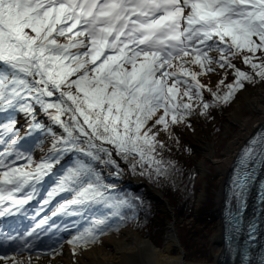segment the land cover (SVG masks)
I'll return each mask as SVG.
<instances>
[{
	"label": "snow or ice",
	"instance_id": "1",
	"mask_svg": "<svg viewBox=\"0 0 264 264\" xmlns=\"http://www.w3.org/2000/svg\"><path fill=\"white\" fill-rule=\"evenodd\" d=\"M242 52L250 54L243 63L264 79V0H0V112L18 108L34 118L38 105L66 134L56 137L50 154L37 163L16 151L15 123L0 126V144L6 145L0 151V217L21 212L36 197V185L64 153L73 151L89 161L69 168L43 204L68 192L72 198L52 216H83L93 205L119 216L128 202L111 194L112 186L93 162L118 168L116 153L125 160L138 157L141 167L159 173L162 161L155 153L163 144L157 126L167 131L187 120L194 108L185 97L199 101L201 114L212 107L204 102L205 85L198 77L215 71L213 64L235 69L237 79L227 85L229 91L212 93L217 102H229L243 81L253 79L232 63ZM186 65H198L200 71ZM32 127L43 128L35 120ZM9 133L12 138L6 141ZM260 154L264 158V140ZM21 158L28 163L17 167ZM50 219L44 217L25 235L7 238L21 241V251L31 248L26 237ZM106 221L93 219L70 241L74 249L96 243ZM0 261L31 264V257L25 262L0 255Z\"/></svg>",
	"mask_w": 264,
	"mask_h": 264
},
{
	"label": "rangeland",
	"instance_id": "2",
	"mask_svg": "<svg viewBox=\"0 0 264 264\" xmlns=\"http://www.w3.org/2000/svg\"><path fill=\"white\" fill-rule=\"evenodd\" d=\"M211 55L216 56L218 54L211 53ZM244 55L250 54H239L232 60V63L235 64L236 68L252 75L253 79L252 81H243L244 87L237 90L229 102H217L212 93H218L222 96L229 91L227 85L234 83L237 79L235 69L227 66L220 68L218 65L213 64L212 67L215 71L208 72L201 78L198 77L201 83L203 80V85L211 89V92L203 90V94L204 102L212 104V107H210L206 113L201 114L203 109L198 106L193 111L191 116L187 118L186 122L175 126L169 131V133L163 130L161 126H157V129H160L157 140L163 144V147L157 146V155H173L175 160L178 158L183 160L185 164L194 166L199 174L198 181L201 182V186L203 187L195 205L194 216L188 220L183 219V216L177 212L170 199H168L164 193L153 187L154 191L160 195V199H155L152 198L153 196H151V194L147 191L149 197L158 202L160 217L159 220L156 219L155 223L157 229L164 231V247H167L166 238L168 234V227L171 224H176L175 236L179 244H182V241L186 244L187 249L183 247L185 248L183 250L185 254H187V258H189V262L191 263L210 264L216 261V255L218 254L219 249L217 244V231L221 226V222L219 221L220 210L218 211L219 208L217 206V199L222 190V174L226 167H228L227 163L230 160L231 154H233L236 149L235 147H232V145L238 141L239 136L242 134L241 125L250 120L254 123L258 118L256 110L250 106V103L257 101L260 98V94H264V79L256 76L255 70H253L250 65L243 63ZM261 55L262 54L260 52L256 53L257 57H261ZM255 62L260 63L261 60L257 59ZM186 66L191 67L193 71H200V69L197 68V65ZM221 80L224 81L223 85H220ZM240 93H243V95L240 96ZM234 102H237L238 106L236 108L237 117L234 121L228 122V117L232 114L230 109ZM35 107L36 112L34 118L32 115L24 113L18 108L0 112V125L15 122L14 131L17 132L20 137V140L16 145L19 146V148L16 149V151L23 153L24 156H28V154L34 152L38 144L43 142L41 148L37 150L34 155V160L39 163L50 154L49 150L54 139L66 134L63 132L62 127L56 124L38 105ZM34 120L36 123L42 125L43 128L33 129L32 125ZM23 122L25 124H23ZM154 131H156V129H154ZM52 133H55V136H53ZM185 135H189L190 137L198 136L201 144L200 148L195 147L193 143L185 140ZM11 138L12 135L10 133L4 136L6 141ZM5 147L6 145L0 144V151H3ZM14 159V156L9 157L6 162H11ZM113 159L120 165L121 170L125 173L124 182L128 178L133 182L140 183L144 180L140 176V172L132 173L126 163V161L129 162L130 160L135 162L136 159L129 157L124 162L125 159L116 153H113ZM79 160L88 162L89 158L76 151L64 153L59 163H57L52 169V172L48 176H45L40 184L36 185L37 195L34 199L30 200L23 206L21 211L23 214L16 216L18 219H15L14 223L7 228H1V233L4 235L0 240V246L4 247L5 245L8 250L6 252H1L0 255L17 256L25 262H27L26 258L29 256L33 258L37 257L40 260H34L35 262L31 261V264H57L58 260L60 261L65 259L66 255L70 257H77L78 259L80 255L82 256L83 252L85 253L90 250V245L77 246L74 249L73 244L70 243L74 237L81 233L79 229L62 230L59 232L54 227V222L52 223L51 220H49L48 224L44 225L42 228L36 229V232L32 236L26 237L27 241L32 244V247H36L35 250L31 247L21 251V241L7 238L10 236L25 235L28 231L34 228L41 219L52 215V211L56 208L54 204L56 203L57 198L53 199L48 205L43 204V200L47 198V193L54 188V185L51 184L50 177L57 176V178H59L62 176V173L64 174L65 171L68 170L71 163L77 164V161ZM27 163L28 162L23 158L15 161V165L17 167L25 166ZM93 163L94 167H96L98 171L104 170L100 167L104 163ZM106 174L110 175L109 172ZM118 175L119 174H116V176ZM207 175L211 176L209 187L208 184H206ZM212 178H214V180ZM110 182H115V179H110ZM122 185L125 184L123 183ZM143 187L147 190L146 186ZM207 187L210 190L209 192L215 193V206L213 207L212 212L214 213L216 219H211L210 224H208L207 231H201L200 229L202 228L200 226L204 222H202L200 218H205L206 215L202 216L199 213V210L206 201L205 195L206 191H208ZM30 190V188H25L24 191L27 192ZM18 195L23 196L24 193H19ZM207 220H210L209 216L205 219V222ZM50 225L52 227L49 230ZM194 226H196V228H198L197 230H200L201 232L199 233L200 235H198V241L196 242L190 239L191 234L188 232L189 230L194 231ZM102 235H100V232H97L98 239L103 238L104 236ZM4 236L6 237L4 238ZM13 244H15L16 248L10 247ZM206 247H210L212 251H214L213 255L215 256V260L211 261L205 259L206 255H204V252ZM0 264H12V262L0 261Z\"/></svg>",
	"mask_w": 264,
	"mask_h": 264
},
{
	"label": "bare ground",
	"instance_id": "3",
	"mask_svg": "<svg viewBox=\"0 0 264 264\" xmlns=\"http://www.w3.org/2000/svg\"><path fill=\"white\" fill-rule=\"evenodd\" d=\"M241 95L243 93H240ZM250 106L256 110L258 118L254 123L250 120L241 125L242 134L232 145L236 149L222 174L223 185L217 199L221 222L218 235L216 234L219 249L216 261L210 264H264V158L260 154L261 141L264 140V94H260V98L251 102ZM237 107V102H234L228 122L236 119ZM184 138L200 148L198 136L185 135ZM18 148L19 146H16V149ZM250 149L254 150L253 155L247 158L246 153ZM241 170L248 173V180L242 188L238 184ZM150 192L155 198L160 196L152 189ZM19 214L0 217V233L1 228H7L14 223ZM200 230L208 229L203 227ZM200 230L194 226V231H188L194 242L198 241ZM175 233L176 224H171L166 238L167 247H164V238L153 241L131 228L123 229L117 234L89 244L90 250L83 252L78 259L66 255L65 259L58 260L57 264H199L189 262L183 250L184 245L180 243V246ZM3 235H0V240ZM10 247L16 248L15 244ZM32 249L35 250L36 247ZM7 250L5 245L0 246V253ZM213 252L210 247H206L205 259L215 260ZM34 260L40 261L37 257H31V261Z\"/></svg>",
	"mask_w": 264,
	"mask_h": 264
},
{
	"label": "trees",
	"instance_id": "4",
	"mask_svg": "<svg viewBox=\"0 0 264 264\" xmlns=\"http://www.w3.org/2000/svg\"><path fill=\"white\" fill-rule=\"evenodd\" d=\"M243 53L246 52H242L240 53V55ZM197 68L200 69L198 65ZM203 76L204 75H201L199 76V78ZM208 89L209 88L205 86L204 90L208 91ZM183 90V87H181V92H183ZM184 102L192 103L194 110L198 107L199 103V101L195 98H193V100L191 101H188L186 97L184 98ZM168 119L170 122L171 117H169ZM184 122H186V120L179 124L172 125L167 130V132L169 133V131L175 126L181 125ZM149 123L152 122L150 121ZM42 144L43 142H40L35 148L34 152L30 154L33 159L36 151L41 148ZM155 155L158 160L162 161L161 171L159 173L156 172L154 167H150L148 165L141 167L138 162V157H133L134 159H136L135 162H132L131 160L129 162L124 160V162L126 161V163L128 164V168L132 173L140 172V176L147 183H149L155 189L164 193L165 196L170 199L173 207L177 210V212L183 216L184 220L193 218L198 196L203 190L201 182L198 181L199 174L197 172V169L194 166L185 164L183 160H180L178 158L175 160V157L173 155L161 156L157 155V152L155 153ZM133 164H136L135 168L132 167ZM117 165L119 166L118 168L115 165L103 164L100 167L104 170H100L99 172L102 174L104 182L112 186L111 194L118 199L126 200L128 202L126 205L120 208V215L113 216L111 214L113 210L103 205L91 206L84 212L83 216H68L64 214H59L57 216L51 215L50 220L52 221V223L54 222L53 225L56 229H58L59 232H61L62 230H71L76 228L80 229L82 232L84 231V229L92 226L91 221L93 219L107 217L106 224L100 226L104 229V236H111L119 233L123 229L133 228L137 232L144 235V237L147 239L157 241L160 238H163L164 231L157 229L155 223L156 219L159 220L160 217L158 211V202L149 197V194L147 193L145 187L136 188L132 184L122 185L124 183L125 173L121 170V167L118 163ZM75 166L76 163H71L69 165V168ZM107 172H109L110 175H107ZM66 173L67 170L64 174L62 173V176ZM116 174L119 175L116 176ZM59 178H57V176L50 177L51 184L54 185V187H56ZM110 179H115V182H110ZM210 179L211 176L207 175L206 184H208V187ZM212 179L214 180V178ZM208 187V191L205 190L206 201L203 203L202 207L199 210V213L202 216L206 215L205 218H200V220L204 222L203 224H201V228L208 227L211 219H216L214 213L212 212L213 207L215 206V193L209 192L210 190ZM56 198L57 201L54 206L58 207V205L60 203H63L66 199H71L72 194L68 192H61L59 195L54 197V199ZM208 216L210 220H207L205 222V219ZM97 232H99V230H97ZM183 245L187 249L186 244L183 243Z\"/></svg>",
	"mask_w": 264,
	"mask_h": 264
},
{
	"label": "water",
	"instance_id": "5",
	"mask_svg": "<svg viewBox=\"0 0 264 264\" xmlns=\"http://www.w3.org/2000/svg\"><path fill=\"white\" fill-rule=\"evenodd\" d=\"M124 184L125 185H128V184H134V185H136V187L137 188H140V187H143V186H146L147 187V191L151 194V192H150V189H153L154 190V188L151 186V185H149L145 180H143L141 183H136V182H133L132 180H130L129 178L124 182ZM240 191V190H239ZM152 196V195H151ZM152 198H155V197H152ZM159 198V197H158ZM158 198H155V199H158ZM160 199V198H159ZM100 235H102L101 233H100ZM103 236V235H102Z\"/></svg>",
	"mask_w": 264,
	"mask_h": 264
}]
</instances>
